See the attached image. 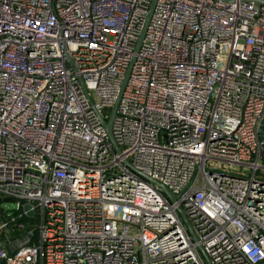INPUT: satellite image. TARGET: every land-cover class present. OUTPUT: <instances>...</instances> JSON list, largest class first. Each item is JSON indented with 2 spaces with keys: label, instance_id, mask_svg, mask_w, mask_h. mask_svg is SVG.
Here are the masks:
<instances>
[{
  "label": "built area",
  "instance_id": "obj_1",
  "mask_svg": "<svg viewBox=\"0 0 264 264\" xmlns=\"http://www.w3.org/2000/svg\"><path fill=\"white\" fill-rule=\"evenodd\" d=\"M152 1L0 0L2 264H264V5Z\"/></svg>",
  "mask_w": 264,
  "mask_h": 264
},
{
  "label": "water",
  "instance_id": "obj_2",
  "mask_svg": "<svg viewBox=\"0 0 264 264\" xmlns=\"http://www.w3.org/2000/svg\"><path fill=\"white\" fill-rule=\"evenodd\" d=\"M221 1L226 2V3H232V1H228V0H221ZM243 1H253V2H257V3L261 4V5H264V0H243ZM157 2H158V0H153L152 3H151L148 15H147L146 20H145V22L143 24L142 30H141L140 35H139V39H138L136 47H135V53H138L140 51L142 45H143V42H144L148 27L150 25L152 16L154 14ZM135 61H136V56L133 57L132 61L130 62V65H129L127 71H126L124 80H123L122 85H121V89L119 91V95H118V97L116 99V102H115L114 106L111 109H108V108L105 109L106 111H110V116H109L108 120H105L103 117H101V121H102V124H103V126L105 128V131H106L110 141L112 142V144L114 145V147H115V149H116V151L118 153H121V149H120L118 143L116 142L114 134H113V124H114L115 118H116V116L118 114L119 105H120L121 99L123 97V94L125 92V89L127 87L128 81L130 79L131 72H132V69H133ZM70 62L73 63L72 60H70ZM80 82H81V84H82V86L84 88V91L87 93V90L85 88L83 80L80 79ZM259 133H260L261 137L264 139V118L262 120ZM125 163L129 167L133 168V166L130 164L129 161H125ZM134 170H136V169H134ZM138 173H140V172H138ZM144 177H146V176H144ZM152 182H154L155 184L159 185L160 188L163 190V192L168 196V198L172 202H175L177 200L178 196L172 195L170 193L169 189L166 186H164L163 184H160V183H158L156 181H153V180H152ZM178 212L181 215V218L184 221L186 227L188 228L189 233L191 234L193 239L197 242L198 241V237L196 236L195 231H194L190 221L188 220L185 212L181 208L178 209ZM200 251L202 252L206 262L208 264H212L210 258L207 256V254L205 253V251H204V249L202 247H200ZM0 264H2V263L0 262Z\"/></svg>",
  "mask_w": 264,
  "mask_h": 264
},
{
  "label": "rangeland",
  "instance_id": "obj_3",
  "mask_svg": "<svg viewBox=\"0 0 264 264\" xmlns=\"http://www.w3.org/2000/svg\"><path fill=\"white\" fill-rule=\"evenodd\" d=\"M3 208L6 210H12L14 208V203L4 202Z\"/></svg>",
  "mask_w": 264,
  "mask_h": 264
}]
</instances>
